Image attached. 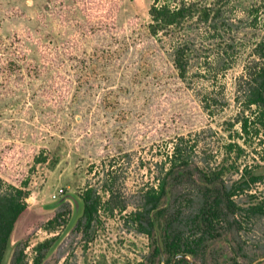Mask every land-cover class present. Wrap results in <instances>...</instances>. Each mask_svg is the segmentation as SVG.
<instances>
[{
  "label": "rangeland",
  "instance_id": "374dc122",
  "mask_svg": "<svg viewBox=\"0 0 264 264\" xmlns=\"http://www.w3.org/2000/svg\"><path fill=\"white\" fill-rule=\"evenodd\" d=\"M166 1L0 0V58H8L10 51L17 63L54 68L61 93L56 100L42 90L36 95L44 79L23 73L5 86L0 77V176L9 182L31 179L29 208L14 228L4 264H15L17 256L21 264H32L35 247L45 241L49 248L40 264H158L150 260L162 232L158 224L151 229L146 219L140 226L133 214L142 212V193L164 176L159 164L180 137L198 167L173 175L178 181L169 186L164 222L170 237H199L190 221L203 190L197 185L201 167L225 169L220 180L225 192L247 169L260 182L249 190L236 189L234 211H225L218 236L203 239L188 259L195 264H264V214L246 211L264 201V131L246 144L237 141L244 149L240 158L224 152L239 129L230 125L242 108L236 101L245 87L244 66L251 61L249 43L263 32L236 22L233 30L240 32L228 55L203 46L201 58L192 62L188 86L146 30L149 7ZM97 25L108 28L92 33ZM197 61L207 65L203 77L197 74ZM226 64L232 67L220 72ZM204 89L221 100L213 115L199 102ZM43 148L48 161L33 170V159ZM108 171L125 210L111 214L102 206L86 228L80 196L89 187L98 188Z\"/></svg>",
  "mask_w": 264,
  "mask_h": 264
},
{
  "label": "trees",
  "instance_id": "16d2710c",
  "mask_svg": "<svg viewBox=\"0 0 264 264\" xmlns=\"http://www.w3.org/2000/svg\"><path fill=\"white\" fill-rule=\"evenodd\" d=\"M149 22L146 30L150 38L154 40L158 48L170 60L178 78L185 84L190 85L186 79L192 67V62L200 59L201 48L219 47L222 55H228V51L234 46L236 33L233 30L236 22L241 24L248 22L246 28L263 32V35H254L250 41L248 56L251 61L244 66V84L241 97L237 103H241V111L233 124L239 125L236 138L233 137L224 146L226 157L234 155L235 159L240 158L244 149L241 140L246 144V139L256 138L259 132L264 131V0H168L162 4L151 5L148 9ZM105 25L91 27L92 33L105 31ZM240 30V29H239ZM234 34L232 35V33ZM8 50V49H7ZM8 58H0L1 84L7 85L15 74L23 73L33 80L44 79L45 82L37 89L36 95L41 90L50 99L56 100L59 94L58 73L54 68L45 64L24 62L17 63L13 58L14 54L7 51ZM25 59V58H24ZM222 59V58H221ZM78 60V59H76ZM206 60V59H205ZM225 61V59H223ZM222 61V62H223ZM207 62V61H206ZM197 74L203 77L207 72L205 61H197ZM232 67V64L223 65L220 72H225ZM54 72V75L50 74ZM218 71L214 72L217 77ZM49 79V82L46 81ZM72 87V81L68 82ZM202 109L209 115L220 107L221 100L213 93V90L204 89L198 94ZM65 95L61 103L65 102ZM37 102V100L35 101ZM58 103V102H57ZM252 108H254L252 110ZM249 112V113H247ZM247 113V114H245ZM185 139L180 137L172 143L170 154H166L160 162V172L164 174L161 178L155 179V186L142 193V212L134 213L136 219H146L152 228L159 226L161 230L162 243L155 244L152 252L151 263L157 260L158 264H195L188 257L195 256V250L203 242V239L216 238L218 225L228 211H234V203L231 200L236 189L243 187L249 190L251 186L260 182V177L244 169L238 183L232 185L225 192L220 183L222 171L199 169L201 178L197 185L202 187L198 199L200 200L197 211L192 215L191 224L196 227L197 239H186L180 235L170 237L165 216L168 211L169 186L173 181H178L173 175L184 176L186 171L197 169V164L192 161L191 149L185 144ZM48 150L43 148L33 159L32 168L37 165L46 164ZM109 168L112 165H108ZM233 168V165H231ZM30 177L15 182H9L0 176V264H2L5 253L9 246L10 236L14 231L17 222L28 211L26 202L29 197ZM112 172H107L104 182L98 187H89L80 196L83 204L82 220L84 227L89 228L97 219V214L104 206L106 212L113 214L115 210L123 212L125 204L119 199L118 189L115 186ZM103 194L107 196L102 202ZM247 214H264V201L246 209ZM141 226V225H140ZM143 232H148L141 227ZM149 233V232H148ZM49 248V242L45 241L35 247L36 256L32 264H40L44 258V250ZM155 259V260H154ZM22 259L15 257L14 263L21 264ZM137 264H145L143 262Z\"/></svg>",
  "mask_w": 264,
  "mask_h": 264
},
{
  "label": "water",
  "instance_id": "95a60500",
  "mask_svg": "<svg viewBox=\"0 0 264 264\" xmlns=\"http://www.w3.org/2000/svg\"><path fill=\"white\" fill-rule=\"evenodd\" d=\"M80 202H81V201H80ZM80 205H81V212H82V209H83V204H82V202L80 203ZM11 235H12V234H11ZM10 246H11V236H10L9 246H8V249H7L6 253H5V256H4V259H3L2 264L5 263L6 254H7V252L9 251Z\"/></svg>",
  "mask_w": 264,
  "mask_h": 264
},
{
  "label": "built area",
  "instance_id": "2783aa9c",
  "mask_svg": "<svg viewBox=\"0 0 264 264\" xmlns=\"http://www.w3.org/2000/svg\"><path fill=\"white\" fill-rule=\"evenodd\" d=\"M61 192H62V190H59L58 193H57L56 195H53V198H56V196H57L59 193H61Z\"/></svg>",
  "mask_w": 264,
  "mask_h": 264
}]
</instances>
